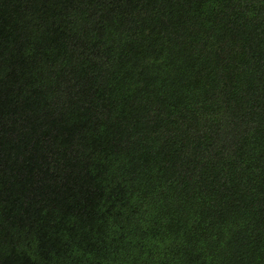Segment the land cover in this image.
<instances>
[{
  "label": "trees",
  "instance_id": "obj_1",
  "mask_svg": "<svg viewBox=\"0 0 264 264\" xmlns=\"http://www.w3.org/2000/svg\"><path fill=\"white\" fill-rule=\"evenodd\" d=\"M0 264H264V0H0Z\"/></svg>",
  "mask_w": 264,
  "mask_h": 264
}]
</instances>
